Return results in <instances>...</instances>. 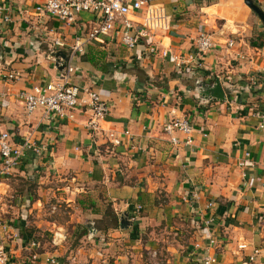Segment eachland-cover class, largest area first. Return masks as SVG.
<instances>
[{
  "label": "crops",
  "instance_id": "1",
  "mask_svg": "<svg viewBox=\"0 0 264 264\" xmlns=\"http://www.w3.org/2000/svg\"><path fill=\"white\" fill-rule=\"evenodd\" d=\"M43 1L0 0L10 14L8 23L0 21V131L13 145L28 138L42 149L38 156L25 152L0 177V215L15 214L5 222L32 229L38 262L199 264L206 248L215 264H264V123L253 114L264 112V85L252 90L244 78L264 70L259 19L242 0H150L170 20L158 50L184 58L199 32L212 38L215 46L196 71L176 69L142 42L130 51L110 39L83 43L91 15L62 26L33 12ZM252 1L264 13V0ZM76 40L82 45L71 58L72 81L106 104L98 124L120 136L117 146L85 127L86 111L45 119L40 110L26 114L17 99L34 84L54 81V60L66 58ZM228 40L233 46L226 50ZM215 79L224 99H203L201 90ZM177 118L193 127L189 143L175 132L172 144L163 132ZM137 204L138 220L120 229ZM209 216L214 222L206 227ZM19 240L3 243L10 260L19 258Z\"/></svg>",
  "mask_w": 264,
  "mask_h": 264
},
{
  "label": "built area",
  "instance_id": "2",
  "mask_svg": "<svg viewBox=\"0 0 264 264\" xmlns=\"http://www.w3.org/2000/svg\"><path fill=\"white\" fill-rule=\"evenodd\" d=\"M33 12L54 19L62 26L72 25L80 13H88L91 15V20L89 26L83 32L81 39L83 43L101 42L103 39H110L130 51L142 42L152 51H159L161 57L169 58L176 69L184 67L190 70H201L204 55L215 46L209 34L199 32L193 39L192 49L184 58L175 56L168 50H158L157 39L167 33L170 20L163 7L152 3L150 0H44L33 7ZM0 21L3 23L10 21L9 10L4 5H0ZM53 44L59 48L63 47V43L57 40H54ZM81 45L82 43L76 40L69 47L65 60L61 61L63 68L58 71L54 81L34 84L29 90L18 92L17 99L26 114L40 110L41 117L45 119L64 118L67 116L68 111L75 108L86 111L89 117L85 127L91 133H100L106 137L111 146H117L120 142V136L101 129L98 124L107 113L106 104L99 98L97 93L80 87L72 81L75 69L71 64V58L75 55V52H81ZM223 46L226 50L230 49L233 46V41H225ZM237 58L242 59V56L237 55ZM57 65H60V63ZM7 77L13 78V75L10 74ZM245 82L252 90L264 85V70L256 74H246ZM253 114L261 123H264L263 111H255ZM192 128L189 120L185 118L171 119L164 123L162 127L163 132L169 136L172 144L176 142L172 136L175 132L183 134L186 137L185 143H189L188 136ZM121 134L124 138L129 137L127 131H123ZM41 150L28 138H24L19 145H13L9 133L0 131V177L8 175L11 170L18 166L25 152L38 156ZM211 208L212 203L208 202L205 209L210 210ZM140 210L141 207L138 204L135 205L126 217L127 222L130 224L135 223L139 218ZM213 222L214 218L209 216L204 219L203 224L208 227ZM14 230L12 222L0 225V264H10L9 253L3 243L11 244L20 241ZM206 231L209 232L208 229ZM56 236L54 234L53 237L56 238ZM206 241L208 248L215 245V239L209 234ZM38 248L39 241L35 238H30L22 244V250L30 254L32 263L56 264V261L52 258H45L39 263L38 253L36 252ZM194 248L199 249L200 247L195 245ZM238 248L243 249L244 246L241 245ZM200 251L201 253L197 255L199 264L216 263L214 256L210 255L206 248H201ZM257 254L258 250L254 249L248 256V261L252 262Z\"/></svg>",
  "mask_w": 264,
  "mask_h": 264
},
{
  "label": "water",
  "instance_id": "3",
  "mask_svg": "<svg viewBox=\"0 0 264 264\" xmlns=\"http://www.w3.org/2000/svg\"><path fill=\"white\" fill-rule=\"evenodd\" d=\"M242 3L245 7L249 9L251 13H253L260 21V23L264 26V13L261 11L252 0H242ZM62 62L65 60V56H60ZM60 63V65H57ZM54 67L57 71H60L63 68V63H61L60 60L56 59ZM202 95L201 97L203 99L207 100H213V101H222L224 99L223 97V91L221 90L220 84L217 79L214 80L213 84L211 86L203 87ZM120 229H126L127 228V221L124 218H121L118 222Z\"/></svg>",
  "mask_w": 264,
  "mask_h": 264
},
{
  "label": "rangeland",
  "instance_id": "4",
  "mask_svg": "<svg viewBox=\"0 0 264 264\" xmlns=\"http://www.w3.org/2000/svg\"><path fill=\"white\" fill-rule=\"evenodd\" d=\"M244 78H245V76H244ZM14 216H17V215H15V214H4V215H0V217H1L0 218V221L4 222V223H0V225L5 224L6 223L5 221H7V219L10 218V217H11V220H13L12 217H14ZM0 241H1V239H0ZM38 250H39V248L36 251L37 253H38ZM30 260H31L30 254L28 252L22 250L20 252L19 258L13 259V260H10V261L13 262V264H25V263L30 262Z\"/></svg>",
  "mask_w": 264,
  "mask_h": 264
},
{
  "label": "trees",
  "instance_id": "5",
  "mask_svg": "<svg viewBox=\"0 0 264 264\" xmlns=\"http://www.w3.org/2000/svg\"><path fill=\"white\" fill-rule=\"evenodd\" d=\"M260 46V45H259ZM215 215H217V212L214 213ZM14 225V224H13ZM15 228H17L18 230V234L21 237V239L23 240V242L25 243L27 240H29L30 238H35L34 233L32 231V229H29L27 227H24L22 223H17V225H14ZM36 239V238H35ZM25 264H34L31 261Z\"/></svg>",
  "mask_w": 264,
  "mask_h": 264
}]
</instances>
